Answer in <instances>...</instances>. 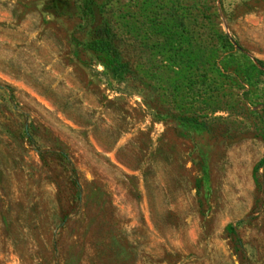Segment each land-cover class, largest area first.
Masks as SVG:
<instances>
[{
  "label": "rangeland",
  "instance_id": "obj_1",
  "mask_svg": "<svg viewBox=\"0 0 264 264\" xmlns=\"http://www.w3.org/2000/svg\"><path fill=\"white\" fill-rule=\"evenodd\" d=\"M0 264H264V0H0Z\"/></svg>",
  "mask_w": 264,
  "mask_h": 264
}]
</instances>
